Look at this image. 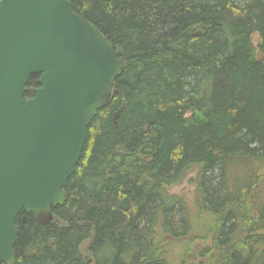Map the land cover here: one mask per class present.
Masks as SVG:
<instances>
[{"label": "trees", "instance_id": "1", "mask_svg": "<svg viewBox=\"0 0 264 264\" xmlns=\"http://www.w3.org/2000/svg\"><path fill=\"white\" fill-rule=\"evenodd\" d=\"M69 1L125 68L52 222L18 215L16 264H167L193 231L170 189L194 171L198 264H264V0Z\"/></svg>", "mask_w": 264, "mask_h": 264}, {"label": "water", "instance_id": "2", "mask_svg": "<svg viewBox=\"0 0 264 264\" xmlns=\"http://www.w3.org/2000/svg\"><path fill=\"white\" fill-rule=\"evenodd\" d=\"M124 68L69 0H0V264H16L22 211L46 225L65 204L88 128ZM33 74L40 87L26 99Z\"/></svg>", "mask_w": 264, "mask_h": 264}, {"label": "rangeland", "instance_id": "3", "mask_svg": "<svg viewBox=\"0 0 264 264\" xmlns=\"http://www.w3.org/2000/svg\"><path fill=\"white\" fill-rule=\"evenodd\" d=\"M258 35L254 36V44L257 45ZM197 188V172L190 173L187 179L180 185L170 189V193L179 195L187 201L190 206L192 215L193 231L190 233L188 239L170 240L167 248V264H198L200 257L203 254L207 240L202 238L205 234L203 228H208L210 220L206 213H202V209L197 203L196 199ZM203 225V226H202ZM195 238L190 251L185 250L189 238ZM91 264V261L88 263Z\"/></svg>", "mask_w": 264, "mask_h": 264}]
</instances>
